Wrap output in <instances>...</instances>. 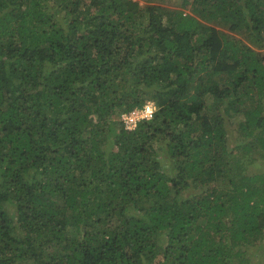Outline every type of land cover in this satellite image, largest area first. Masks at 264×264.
Returning a JSON list of instances; mask_svg holds the SVG:
<instances>
[{"label": "trees", "instance_id": "1", "mask_svg": "<svg viewBox=\"0 0 264 264\" xmlns=\"http://www.w3.org/2000/svg\"><path fill=\"white\" fill-rule=\"evenodd\" d=\"M151 1L0 0V264H264V0Z\"/></svg>", "mask_w": 264, "mask_h": 264}, {"label": "built area", "instance_id": "2", "mask_svg": "<svg viewBox=\"0 0 264 264\" xmlns=\"http://www.w3.org/2000/svg\"><path fill=\"white\" fill-rule=\"evenodd\" d=\"M149 103H154L152 100H147L144 105L140 108L136 107L128 112H123L120 115V121L122 122L124 128L126 130L134 129L138 126V124L143 120H150L147 117L143 116V112L145 111V106ZM156 106V105H155ZM156 111V110H155ZM155 116V112L152 114L151 119Z\"/></svg>", "mask_w": 264, "mask_h": 264}, {"label": "rangeland", "instance_id": "3", "mask_svg": "<svg viewBox=\"0 0 264 264\" xmlns=\"http://www.w3.org/2000/svg\"><path fill=\"white\" fill-rule=\"evenodd\" d=\"M154 0H152L151 2H153ZM155 3H160V6H163L162 4H161V2H159V1H154ZM145 4V2L144 1H141V3L140 4ZM165 4V3H164ZM169 4V3H168ZM169 6H174V7H176V8H178V7H180L181 5H177L176 4V2L175 3H173V5H171V4H169ZM162 9H164L163 7H162ZM161 9V10H162ZM185 11H186V13H189L190 12V8H187V9H185ZM236 136L235 135H233V137L232 138H235ZM231 138V139H232ZM232 142L233 141H235V139H233V140H231ZM237 154H239V155H241L242 153H240V152H237ZM260 154H261V152H259V151H257V152H252V155H251V160H250V158L248 159V160H246V163H249V162H251L255 157H257V158H260L261 156H260ZM162 157V154H161V156H160V158ZM161 159H163V157L161 158ZM259 160H261V159H259ZM254 161V160H253ZM245 163V162H244ZM242 166H244V164H242ZM260 247V246H259ZM259 247H254L253 249H252V252H253V254H256V252H257V254H258V256L259 257H263L264 256V251H263V249H262V247L261 248H259ZM248 257H250V255H249V253H248ZM249 263H251V262H249Z\"/></svg>", "mask_w": 264, "mask_h": 264}, {"label": "clouds", "instance_id": "4", "mask_svg": "<svg viewBox=\"0 0 264 264\" xmlns=\"http://www.w3.org/2000/svg\"><path fill=\"white\" fill-rule=\"evenodd\" d=\"M146 102V101H145ZM144 102V103H145ZM144 103H143V105H144ZM155 103V102H154ZM142 105V106H143ZM156 104H153V103H149L148 105H146L145 106V111L143 112V116L144 117H147L148 119H150L151 120V117H152V114L155 112L156 113V111L155 110H157V106H155ZM141 106V107H142ZM136 107H138V108H140L139 106H136ZM136 107H134V108H136ZM154 118V117H153ZM152 118V119H153ZM144 121V120H143ZM135 129V128H134ZM131 130H133V129H131Z\"/></svg>", "mask_w": 264, "mask_h": 264}]
</instances>
